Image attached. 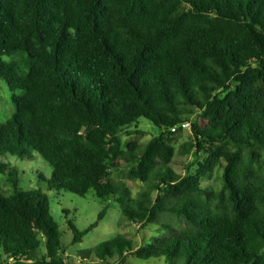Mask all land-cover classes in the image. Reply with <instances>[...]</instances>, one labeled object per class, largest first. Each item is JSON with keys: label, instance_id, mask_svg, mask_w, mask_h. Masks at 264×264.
Masks as SVG:
<instances>
[{"label": "trees", "instance_id": "obj_1", "mask_svg": "<svg viewBox=\"0 0 264 264\" xmlns=\"http://www.w3.org/2000/svg\"><path fill=\"white\" fill-rule=\"evenodd\" d=\"M0 78L16 108L0 124V264H67L49 196L7 160L36 154L49 190L104 203L73 243L112 201L165 229L142 245L118 233L81 264H264V0H0ZM142 119L159 134L125 142ZM189 121L180 151L197 167L181 175Z\"/></svg>", "mask_w": 264, "mask_h": 264}, {"label": "rangeland", "instance_id": "obj_2", "mask_svg": "<svg viewBox=\"0 0 264 264\" xmlns=\"http://www.w3.org/2000/svg\"><path fill=\"white\" fill-rule=\"evenodd\" d=\"M6 59H10V57H6ZM21 68L25 69L24 66ZM17 93L20 92L17 91ZM15 111L13 92L7 83L0 78V124L9 120ZM189 124V127H183L182 130L176 132L173 142L177 147V154L172 166L181 175H185L189 171L194 172L197 167L192 155L185 156L180 151L181 145L193 137L192 122L189 121ZM139 128L142 133L129 135L124 133L125 142L137 140L145 144L152 137L159 134V129L146 119L141 120ZM130 130H136V127L134 126ZM7 160L20 170L21 188L25 190L42 189L49 196L52 213L58 223L61 241L66 250L67 264H81L79 257H76L79 252L96 248L118 233L125 234L128 238H132L137 245H142L152 242L154 236L162 235L165 232V229H162L158 223L140 226L125 220L120 205L112 201L110 208H108L104 218L99 221L98 226L84 236L83 242L73 243L75 234L72 225L78 230H84L98 221L99 214L104 209L102 200L97 198L94 191L86 196H81L66 190H49L44 179L50 180L52 178L53 168L39 154H36L35 158L31 160H21L17 157H10ZM126 172V169L121 168L113 174V177L116 181L126 180L134 194H137L145 187V184L141 181L126 179ZM0 186L4 193L9 194L8 189L10 187L6 183V176L2 174H0ZM127 261L128 264H167L165 258L143 260L133 254L129 255Z\"/></svg>", "mask_w": 264, "mask_h": 264}, {"label": "built area", "instance_id": "obj_3", "mask_svg": "<svg viewBox=\"0 0 264 264\" xmlns=\"http://www.w3.org/2000/svg\"><path fill=\"white\" fill-rule=\"evenodd\" d=\"M189 126H190L189 122H186L183 124V127H189ZM175 130H176V128H173V131H175Z\"/></svg>", "mask_w": 264, "mask_h": 264}]
</instances>
